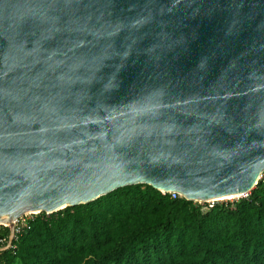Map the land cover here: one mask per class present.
Returning <instances> with one entry per match:
<instances>
[{"label": "water", "instance_id": "obj_1", "mask_svg": "<svg viewBox=\"0 0 264 264\" xmlns=\"http://www.w3.org/2000/svg\"><path fill=\"white\" fill-rule=\"evenodd\" d=\"M262 170L264 0H0V219Z\"/></svg>", "mask_w": 264, "mask_h": 264}, {"label": "trees", "instance_id": "obj_2", "mask_svg": "<svg viewBox=\"0 0 264 264\" xmlns=\"http://www.w3.org/2000/svg\"><path fill=\"white\" fill-rule=\"evenodd\" d=\"M110 193L124 199L130 228L115 233L112 217L99 209L108 194L32 213L28 226L13 238V247L2 250L4 264L14 263L26 237L41 239L45 247L25 264H52L46 249L90 254L81 264H264V176L244 196L224 200L215 213L197 207L188 211L189 222L202 234L195 249L177 215L187 202L183 196L145 183L126 184Z\"/></svg>", "mask_w": 264, "mask_h": 264}, {"label": "rangeland", "instance_id": "obj_3", "mask_svg": "<svg viewBox=\"0 0 264 264\" xmlns=\"http://www.w3.org/2000/svg\"><path fill=\"white\" fill-rule=\"evenodd\" d=\"M261 176H264V170H262L260 177ZM110 192L105 193L108 194V196L101 198L99 209L101 211H104L105 214H109L108 217H112V220L114 221L116 226L115 233H118L119 231H123L126 228H130L132 223L126 216V205L124 199L118 193ZM244 195L245 194L241 196ZM224 200L226 199L213 201L187 199V202H184V204H182L181 208L177 212V215L181 220L182 226L184 227V236H188V244L190 248L195 249V246L200 245L197 242L200 238H202V234L197 229V227L189 222L188 211L193 207H197L200 211H204L210 208L212 213H215L217 208L220 206V204H222ZM32 213L36 212L28 213V215ZM44 247V243L39 238H24V241L19 244L18 258L15 259L13 264H25L26 262L31 260L36 252H38L40 249H43ZM199 252H202V250L199 249ZM46 254L47 258L52 260V264H81L90 256V254L86 252L64 251L61 253H55L51 249H46Z\"/></svg>", "mask_w": 264, "mask_h": 264}, {"label": "built area", "instance_id": "obj_4", "mask_svg": "<svg viewBox=\"0 0 264 264\" xmlns=\"http://www.w3.org/2000/svg\"><path fill=\"white\" fill-rule=\"evenodd\" d=\"M170 193L171 195H173L174 193L178 194L175 191H170ZM28 213H31V212H22L13 218V234H12L11 240H9V233L3 232L2 227L0 226V264H4V260L1 256L2 250L7 249V248L11 249L13 247V244H12L13 238H15L16 235L24 227L28 226V218L30 217V214L28 215ZM0 225L6 226L5 224H0Z\"/></svg>", "mask_w": 264, "mask_h": 264}, {"label": "bare ground", "instance_id": "obj_5", "mask_svg": "<svg viewBox=\"0 0 264 264\" xmlns=\"http://www.w3.org/2000/svg\"><path fill=\"white\" fill-rule=\"evenodd\" d=\"M170 191H173V190H168V191H165V192H170ZM176 192L179 195L183 196L182 192H178V191H176ZM241 195H243V193H229V194H222V195H213V196L204 197V198L193 196L191 198L194 199V200L213 201V200L232 199V198H236V197L241 196ZM184 198H185V196H184ZM30 211L31 212H37L36 209L24 210L23 212H30ZM12 220H13V218L0 219V222H5L6 223V222H9V221H12Z\"/></svg>", "mask_w": 264, "mask_h": 264}]
</instances>
